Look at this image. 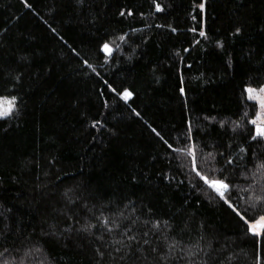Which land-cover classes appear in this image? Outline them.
<instances>
[{
    "label": "trees",
    "instance_id": "1",
    "mask_svg": "<svg viewBox=\"0 0 264 264\" xmlns=\"http://www.w3.org/2000/svg\"><path fill=\"white\" fill-rule=\"evenodd\" d=\"M155 2L0 0V97L17 98L0 119V264H256L183 150L242 211L264 197L244 93L264 85V0Z\"/></svg>",
    "mask_w": 264,
    "mask_h": 264
},
{
    "label": "snow or ice",
    "instance_id": "2",
    "mask_svg": "<svg viewBox=\"0 0 264 264\" xmlns=\"http://www.w3.org/2000/svg\"><path fill=\"white\" fill-rule=\"evenodd\" d=\"M79 3H82L83 0H78ZM26 7H31V5L28 3V0H24ZM153 3H155L156 11H161V6L159 3H156L155 0H153ZM199 8L203 12L205 9V3L201 2L199 3ZM121 15H125L124 12L121 13ZM127 15H132V12L129 11ZM195 19V17H193ZM157 27H161L160 25H157ZM170 27V26H169ZM55 32V29H53ZM172 31L175 32L176 29L172 28ZM190 31L196 32V28L190 29ZM241 32V29L238 27L236 28V33L239 34ZM199 35L201 37H206V32L201 28L199 30ZM121 40L124 39L123 36L120 37ZM100 50L106 54V56L111 55L112 49L110 48L108 43H103L101 45ZM75 51V49H73ZM187 51V49H185ZM85 64H88L87 60H85ZM91 67V65H88ZM19 78L17 77V80ZM107 84V81H105ZM108 88L112 92H116V89L111 85L108 84ZM181 95L185 94V90L183 87L180 88ZM244 93L246 94V99L249 101H256L259 104V107L261 109L260 112L257 113V117L255 119H252L249 121L252 125H254V134L251 135V139L256 140L264 139V119H261V115L264 114V85H260L259 87H252L251 85H245L244 87ZM120 98L124 100L126 103L127 101L132 97L133 93L127 89L124 88L122 92L119 93ZM16 97L12 96L10 99L8 97H0V119H5L12 115L15 109V102ZM6 105V106H5ZM137 115H139L137 113ZM98 123V122H97ZM95 126V124H93ZM191 129L189 128V133ZM153 132H156V129L153 128ZM156 134L159 136L160 133L156 132ZM163 139V137H161ZM167 143V141H165ZM169 148H172L171 144H168ZM174 151L181 152L180 149H174ZM241 151H244L242 148ZM183 153H186L187 155L192 157L191 161V172H194L196 177H198L200 180L204 182L205 185H207L210 189H213L217 192V194L220 196L222 200L228 205L230 209L235 213L237 217H239V220L243 222V230L245 237H251L253 246L255 249V260L256 264H261V257L262 254H264V197H256L254 202L249 204L246 209L243 211L239 209L236 205H234L230 198L226 196V193L230 189V184L226 182L225 179L221 178H213L211 176L212 171H218V169L211 168L209 170V173H204L202 170H200L197 161H196V152L194 148L188 147L183 150ZM209 157H212V154H208ZM222 155V154H221ZM214 159V158H213ZM205 163H209V161H205ZM228 164H232V159H227ZM260 167H264V164L260 165ZM166 223V222H165ZM94 227L92 224H86L81 226L80 229L77 231H84V232H91V229ZM67 230V229H66ZM109 232H111V228L107 229ZM55 234V233H53ZM145 236H147V233H144ZM103 237H100L102 239ZM135 236H128L129 244L127 247H131V242L135 240ZM116 243H121V241H116ZM145 244L148 243L147 240L144 241ZM174 247V245H169V248ZM116 251H120V249H116ZM153 251H156L154 248ZM204 264H207V261L204 262Z\"/></svg>",
    "mask_w": 264,
    "mask_h": 264
},
{
    "label": "rangeland",
    "instance_id": "3",
    "mask_svg": "<svg viewBox=\"0 0 264 264\" xmlns=\"http://www.w3.org/2000/svg\"><path fill=\"white\" fill-rule=\"evenodd\" d=\"M10 99V98H9ZM252 102H255L256 105H257V113L261 111L260 107H259V104L256 102V101H252ZM16 103V102H15ZM6 106V105H5ZM257 117V114L256 116L254 117V119ZM261 119H264V114L261 115L260 117ZM216 192V191H215ZM217 193V192H216Z\"/></svg>",
    "mask_w": 264,
    "mask_h": 264
}]
</instances>
